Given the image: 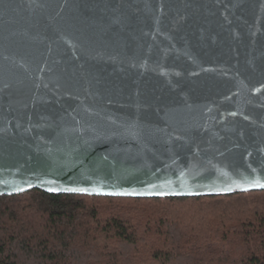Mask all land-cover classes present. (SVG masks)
<instances>
[{
	"label": "water",
	"instance_id": "obj_1",
	"mask_svg": "<svg viewBox=\"0 0 264 264\" xmlns=\"http://www.w3.org/2000/svg\"><path fill=\"white\" fill-rule=\"evenodd\" d=\"M264 190V0H0V195Z\"/></svg>",
	"mask_w": 264,
	"mask_h": 264
},
{
	"label": "trees",
	"instance_id": "obj_2",
	"mask_svg": "<svg viewBox=\"0 0 264 264\" xmlns=\"http://www.w3.org/2000/svg\"><path fill=\"white\" fill-rule=\"evenodd\" d=\"M100 199L163 205L114 209ZM0 264H264V190L131 198L32 188L0 195Z\"/></svg>",
	"mask_w": 264,
	"mask_h": 264
},
{
	"label": "rangeland",
	"instance_id": "obj_3",
	"mask_svg": "<svg viewBox=\"0 0 264 264\" xmlns=\"http://www.w3.org/2000/svg\"><path fill=\"white\" fill-rule=\"evenodd\" d=\"M95 202L100 203L101 207H110V208H114V209H118L119 207H124V208H128V207L135 208L136 207V208H139L140 210L141 209L147 210V208L158 207V206L161 207V205H163L162 202H158V201H142V200H119L118 199V200L108 201V200L100 199V200L95 201ZM184 203H182L181 206L179 204H177L175 206V208L179 209V207H182V206L184 207ZM195 207H197V206L192 205V204L188 205V209H195Z\"/></svg>",
	"mask_w": 264,
	"mask_h": 264
}]
</instances>
